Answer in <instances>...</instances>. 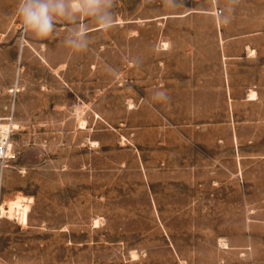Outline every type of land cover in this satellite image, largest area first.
<instances>
[{"label":"rangeland","instance_id":"obj_1","mask_svg":"<svg viewBox=\"0 0 264 264\" xmlns=\"http://www.w3.org/2000/svg\"><path fill=\"white\" fill-rule=\"evenodd\" d=\"M19 3L0 0V264H264V0H114L108 30L78 14L82 51L63 18L23 32Z\"/></svg>","mask_w":264,"mask_h":264},{"label":"clouds","instance_id":"obj_2","mask_svg":"<svg viewBox=\"0 0 264 264\" xmlns=\"http://www.w3.org/2000/svg\"><path fill=\"white\" fill-rule=\"evenodd\" d=\"M114 6V0H20L17 13L23 32H30L39 39L55 31L58 18L71 21L76 26L68 30L65 43L82 51L87 47L88 33L86 24L77 23L79 15L94 19L100 30H108L114 23Z\"/></svg>","mask_w":264,"mask_h":264},{"label":"built area","instance_id":"obj_3","mask_svg":"<svg viewBox=\"0 0 264 264\" xmlns=\"http://www.w3.org/2000/svg\"><path fill=\"white\" fill-rule=\"evenodd\" d=\"M5 120H8V118L0 117V122H8L11 126L5 130L0 128V162H2L4 166H8L11 161L17 158V152L12 137L15 126L12 120Z\"/></svg>","mask_w":264,"mask_h":264},{"label":"bare ground","instance_id":"obj_4","mask_svg":"<svg viewBox=\"0 0 264 264\" xmlns=\"http://www.w3.org/2000/svg\"><path fill=\"white\" fill-rule=\"evenodd\" d=\"M252 95H254V93ZM10 126L11 125L8 122H2V121L0 122V128H2V130L8 129ZM22 197H24V196H22ZM24 199H25V197H24ZM24 199L21 197H17L16 199L12 200L11 203L9 202L10 204L8 206V209H9V212L11 215L15 211H18V213L20 214L19 217L21 218L22 222H28L29 203L25 202ZM5 207H7V206H5Z\"/></svg>","mask_w":264,"mask_h":264}]
</instances>
